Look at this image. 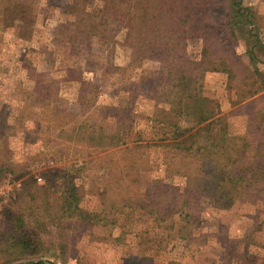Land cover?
I'll list each match as a JSON object with an SVG mask.
<instances>
[{
  "label": "rangeland",
  "instance_id": "374dc122",
  "mask_svg": "<svg viewBox=\"0 0 264 264\" xmlns=\"http://www.w3.org/2000/svg\"><path fill=\"white\" fill-rule=\"evenodd\" d=\"M112 2L0 0V264H264V0H243L254 58L227 0L206 14L220 58L181 104L198 93L202 125L168 102L182 87L161 56L87 27Z\"/></svg>",
  "mask_w": 264,
  "mask_h": 264
},
{
  "label": "trees",
  "instance_id": "16d2710c",
  "mask_svg": "<svg viewBox=\"0 0 264 264\" xmlns=\"http://www.w3.org/2000/svg\"><path fill=\"white\" fill-rule=\"evenodd\" d=\"M215 1L114 0L108 5L107 9L104 8L101 11L100 16L97 13L90 15V20L96 17L95 20L99 22L89 21L87 27H94L99 33L107 36H111L112 33L118 32L122 28L127 29L126 43L134 46L135 56L137 57L136 62H140V59L142 61L147 52H149V55L155 53V55L161 56L163 62L169 65L167 71H169V81H172V86L180 89L182 87L178 97H173L172 100L168 99V102L172 104L174 99L179 98V116L182 115L184 110L188 111L189 117L195 115L196 112V116H199L198 125H202L207 122V116L203 113V99L200 95L197 93L196 98L187 95L188 98L194 100V106L190 104L189 108H186L181 104L182 100L185 99L183 98L185 96L184 90L189 89L195 82V72L209 69V67H206L208 63L206 59L215 61L220 58V56H217V51L220 50V43L223 41L218 33L219 26L211 19V16L206 15L210 12L209 9L215 6ZM227 2L229 11L225 30L234 41H238V33L241 35L243 30L246 31L245 28L250 27L251 29L247 32V35L254 40L253 48L251 47L253 56V51L257 50L256 46L261 45L260 39H258L260 27L257 24V13L253 8L243 5V0H227ZM126 3L134 4L135 14L121 11L120 5ZM33 6L34 2H31L30 8H26V11L33 14ZM110 26H113V29L109 28ZM194 36L202 41L200 61H193L187 50L188 41ZM228 48L230 47L228 46ZM149 55L148 58H150ZM174 82H177V84L174 85ZM193 90L197 91L198 89L194 88ZM175 128V136L185 137L184 140L186 141L188 133L199 134L204 126H200L198 129L184 128L181 130V127L176 125ZM179 130H181L180 133ZM28 243L29 245L32 244L30 240Z\"/></svg>",
  "mask_w": 264,
  "mask_h": 264
},
{
  "label": "water",
  "instance_id": "95a60500",
  "mask_svg": "<svg viewBox=\"0 0 264 264\" xmlns=\"http://www.w3.org/2000/svg\"><path fill=\"white\" fill-rule=\"evenodd\" d=\"M44 264H52V263H50V262H44Z\"/></svg>",
  "mask_w": 264,
  "mask_h": 264
}]
</instances>
